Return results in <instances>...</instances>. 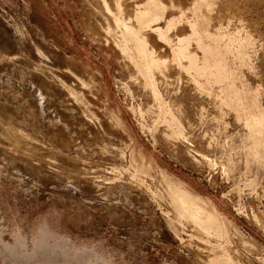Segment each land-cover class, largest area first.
Returning a JSON list of instances; mask_svg holds the SVG:
<instances>
[{
    "label": "rangeland",
    "instance_id": "obj_1",
    "mask_svg": "<svg viewBox=\"0 0 264 264\" xmlns=\"http://www.w3.org/2000/svg\"><path fill=\"white\" fill-rule=\"evenodd\" d=\"M0 264H264V0H0Z\"/></svg>",
    "mask_w": 264,
    "mask_h": 264
}]
</instances>
